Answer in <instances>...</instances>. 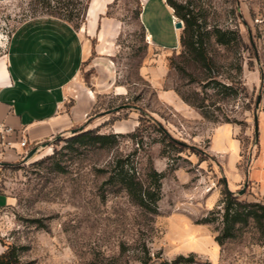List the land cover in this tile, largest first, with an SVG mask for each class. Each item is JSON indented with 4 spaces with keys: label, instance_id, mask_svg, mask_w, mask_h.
Instances as JSON below:
<instances>
[{
    "label": "rangeland",
    "instance_id": "rangeland-1",
    "mask_svg": "<svg viewBox=\"0 0 264 264\" xmlns=\"http://www.w3.org/2000/svg\"><path fill=\"white\" fill-rule=\"evenodd\" d=\"M83 1L70 21L85 45L76 83L95 99L78 130L119 133L118 140L107 147L72 143L70 130L2 165L0 191L11 202L0 206L1 252L15 245L23 264H138L147 247L152 264L179 254L192 255L184 264H264L252 223L219 244L220 219L196 222L222 207L229 182L230 154L212 152L215 129L231 125L241 143V170L264 150V0H190L207 28L237 29L243 40L227 48L211 38L210 69L183 51V26L176 49L149 40L144 0H109L96 30L86 15L91 0ZM37 7V0H0V57ZM118 156H128L143 179L152 167L165 172L157 214L105 183ZM233 191L240 199H264V186L248 178Z\"/></svg>",
    "mask_w": 264,
    "mask_h": 264
},
{
    "label": "crops",
    "instance_id": "crops-1",
    "mask_svg": "<svg viewBox=\"0 0 264 264\" xmlns=\"http://www.w3.org/2000/svg\"><path fill=\"white\" fill-rule=\"evenodd\" d=\"M107 3L109 0L89 2L86 15L93 30L99 28L98 15ZM144 3L143 19L149 40L178 48L179 28L172 8L162 0ZM84 55L81 33L65 19L35 16L13 31L6 53L0 57V123L14 129L6 136L10 144L0 143V176L2 165L17 162L27 148L58 133L79 129L95 99L92 89L76 83ZM165 95L168 100L173 97L170 91ZM232 132L231 125L223 124L215 129L211 141L212 152L230 154L227 188L233 191L246 178L264 186V150L249 169H239L241 143ZM22 134L28 139L27 147L20 145ZM10 202L11 197L0 191V206Z\"/></svg>",
    "mask_w": 264,
    "mask_h": 264
},
{
    "label": "trees",
    "instance_id": "trees-1",
    "mask_svg": "<svg viewBox=\"0 0 264 264\" xmlns=\"http://www.w3.org/2000/svg\"><path fill=\"white\" fill-rule=\"evenodd\" d=\"M173 8L175 14L183 20V33L181 36V45L183 51L194 63L199 64L205 69H210L212 60L207 52V46L211 38L220 45L227 48L243 45L242 37L237 29L223 28L218 24L207 28V21L199 11H195L192 1L166 0ZM83 0H37L38 7L33 10L35 16L51 15L71 21L79 15L78 4ZM40 9V11L38 10ZM40 13H39V12ZM39 13V14H36ZM182 98L194 106L200 105L191 101L188 97L181 94ZM119 133H101L98 128L77 130L68 137L72 143L91 144L99 147H107L115 142ZM174 141V140H172ZM13 164V163H12ZM5 166L11 165L9 163ZM165 172L151 168L143 179L138 175L134 162L127 157L118 156L114 159L108 170L106 184H113L118 190L127 193L130 201L144 212L155 215L158 213V201L162 196V180ZM222 209H213L211 216H205L198 219L197 223H210L220 219L222 226L219 229L215 240L219 244H224L226 240L237 235L238 231L246 225L252 223L259 233V240L264 244V199L262 201H248L240 199L234 191L225 188L222 191L221 198ZM218 217H215V215ZM182 254L177 255L172 260L164 259L160 264H184L191 260ZM138 264H152V255L150 250L137 257ZM0 264H23L19 248L15 245L8 247L0 253ZM125 264H131L126 261Z\"/></svg>",
    "mask_w": 264,
    "mask_h": 264
},
{
    "label": "built area",
    "instance_id": "built-area-1",
    "mask_svg": "<svg viewBox=\"0 0 264 264\" xmlns=\"http://www.w3.org/2000/svg\"><path fill=\"white\" fill-rule=\"evenodd\" d=\"M13 128L9 125H6L4 123H0V143L3 145V146H8L10 143L9 141L6 139V136L8 134H10L11 132H13ZM20 145L22 147H27L28 146V139L25 135H21V139H20ZM28 151V148L26 149V152L27 153Z\"/></svg>",
    "mask_w": 264,
    "mask_h": 264
},
{
    "label": "water",
    "instance_id": "water-1",
    "mask_svg": "<svg viewBox=\"0 0 264 264\" xmlns=\"http://www.w3.org/2000/svg\"><path fill=\"white\" fill-rule=\"evenodd\" d=\"M176 26L177 27H182L183 26V22L180 20V21H178L177 23H176ZM77 130H74V132H76ZM255 132H256V134L258 135V122H257V120H256V123H255ZM33 152H34V149H32L27 155H26V157H29V156H31L32 154H33Z\"/></svg>",
    "mask_w": 264,
    "mask_h": 264
}]
</instances>
